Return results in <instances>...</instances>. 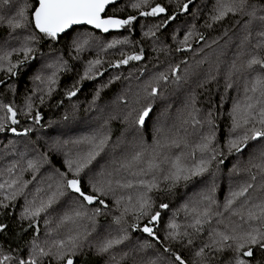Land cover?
<instances>
[{
  "label": "trees",
  "instance_id": "obj_1",
  "mask_svg": "<svg viewBox=\"0 0 264 264\" xmlns=\"http://www.w3.org/2000/svg\"><path fill=\"white\" fill-rule=\"evenodd\" d=\"M148 2L56 37L0 0V264H264V2Z\"/></svg>",
  "mask_w": 264,
  "mask_h": 264
},
{
  "label": "water",
  "instance_id": "obj_2",
  "mask_svg": "<svg viewBox=\"0 0 264 264\" xmlns=\"http://www.w3.org/2000/svg\"><path fill=\"white\" fill-rule=\"evenodd\" d=\"M34 1L37 3V7L33 12V24L40 34L50 33L56 37H62L73 29L81 27H88L103 34L119 33L128 23V20L106 16L108 9L119 4L122 0ZM260 1L264 2V0ZM150 114L151 110L145 113L142 124L147 122ZM70 188L89 205H95L99 201L97 197L83 194L74 182L71 183ZM151 222L159 227L160 214H156ZM65 264H75V261L70 259Z\"/></svg>",
  "mask_w": 264,
  "mask_h": 264
},
{
  "label": "rangeland",
  "instance_id": "obj_3",
  "mask_svg": "<svg viewBox=\"0 0 264 264\" xmlns=\"http://www.w3.org/2000/svg\"><path fill=\"white\" fill-rule=\"evenodd\" d=\"M19 1V0H18ZM149 0H135V3H138V4H144V5H141L140 7H147V8H149V6H150V4H149V2H148ZM78 37H81V36H77V38ZM80 40H82V39H80ZM35 60V57H33L32 58V62ZM206 136L207 137H210L209 135H207L206 134ZM211 138V137H210ZM13 147L15 148V150H18L19 149V151H21L24 155L23 156H25V155H27V154H29V153H31V152H33V150H32V148H31V146H29L27 143H18V144H14L13 145ZM0 161H1V158H0ZM62 185H65L64 184V180L63 181H61V182H59L58 183V187H57V189L59 188V187H61ZM1 194V193H0ZM59 195H60V197H61V200H65V197H66V193H59ZM193 199H189V201H192ZM69 203V202H68ZM70 205V204H69ZM76 205H78V203L76 202V204L73 206V207H76ZM65 207V206H64ZM67 207V206H66ZM211 208H212V205H211ZM54 210H57V209H54ZM97 212L94 214V215H89V214H83V212L81 213V214H79V215H77L76 216V218H78L79 216H81L82 218H86L89 222L91 221V219L98 213V210H96ZM60 219H61V227H62V229L63 230H65V231H69V232H71V233H74L73 232V230H71V229H69V228H67V225H69V227H70V224H71V221L69 220V219H64V217H63V215H61V217H60ZM86 228H87V233L85 234V236L83 237V238H80V240H81V242H80V247L78 248V251H81V249L83 250L84 248H86L87 247V249L88 248H90V249H92V247L93 248H95V249H93V250H98V251H101L102 250V247H105L106 248V244H104V242H102V241H99V238L97 237V236H103L104 235V233H102V229H101V227L99 228V226L97 225V226H94V224L92 225V226H90V224H87L86 225ZM153 227H151V228H148L147 229V232L148 233H150V232H152L153 231V229H152ZM106 230H107V232L108 233H110V232H113V233H117V232H119V229H116L115 227H107L106 228ZM99 231V232H98ZM105 236L106 235H104L103 237H102V240L105 238ZM68 237V242H74V243H76V244H78V241H77V237H74V236H67ZM59 239H61L62 241H63V237H61V236H59L57 239H56V242L54 243V245H50V244H48V246H49V248H51L52 246L53 247H57L58 246V244H57V240H59ZM123 241H125V240H123ZM48 242V241H47ZM46 242V243H47ZM121 242V241H120ZM119 242V245H117V244H113V246H108L110 249H112V250H115V248H118L119 246H121L122 245V243H120ZM69 244V246H68V251L69 250H72V251H74V252H77L76 250H77V247H78V245L75 247V244H73V243H68ZM71 245V246H70ZM45 247V246H44ZM61 247H63V248H65V246H63V244H61ZM34 248H35V246H34ZM35 250V249H34ZM69 253H70V251H69ZM79 253V252H78ZM78 253H70L71 255H73V254H78ZM37 258H38V254L37 255H35ZM74 256V255H73ZM40 259V258H39ZM56 261H57V263H60V262H62V257H59L58 259H56ZM35 262H37V259L36 258H31V259H28V263H35Z\"/></svg>",
  "mask_w": 264,
  "mask_h": 264
}]
</instances>
